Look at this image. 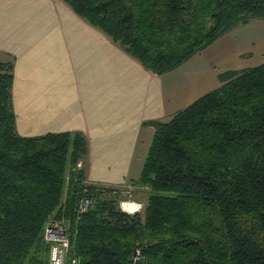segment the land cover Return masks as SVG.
Segmentation results:
<instances>
[{
  "label": "trees",
  "instance_id": "trees-1",
  "mask_svg": "<svg viewBox=\"0 0 264 264\" xmlns=\"http://www.w3.org/2000/svg\"><path fill=\"white\" fill-rule=\"evenodd\" d=\"M65 1L158 75L264 20V0ZM220 78L170 120L146 122L155 134L133 182L150 194L131 213L118 185L77 166L82 132L18 133L14 64L0 60V264H49L44 227L63 215L78 264H133L137 248L144 264H264V62Z\"/></svg>",
  "mask_w": 264,
  "mask_h": 264
},
{
  "label": "crops",
  "instance_id": "crops-1",
  "mask_svg": "<svg viewBox=\"0 0 264 264\" xmlns=\"http://www.w3.org/2000/svg\"><path fill=\"white\" fill-rule=\"evenodd\" d=\"M0 60L14 64L18 133L82 132L88 180L117 186L142 172L155 134L146 122L170 120L222 85L220 74L264 62V20L158 75L65 0H0Z\"/></svg>",
  "mask_w": 264,
  "mask_h": 264
},
{
  "label": "built area",
  "instance_id": "built-area-1",
  "mask_svg": "<svg viewBox=\"0 0 264 264\" xmlns=\"http://www.w3.org/2000/svg\"><path fill=\"white\" fill-rule=\"evenodd\" d=\"M78 165L82 166L83 162L79 161ZM91 201L90 198H85L82 209H86ZM132 204L124 203L123 207H125V210L128 212H135L141 207H139V205L136 206L137 204ZM130 208H132L131 211L129 210ZM46 235V237L53 242L51 246L50 264H78L77 257H71L69 254L71 242L68 231L65 230V228L50 225ZM142 257V252L140 250L136 251L133 255V264L140 261Z\"/></svg>",
  "mask_w": 264,
  "mask_h": 264
},
{
  "label": "rangeland",
  "instance_id": "rangeland-1",
  "mask_svg": "<svg viewBox=\"0 0 264 264\" xmlns=\"http://www.w3.org/2000/svg\"><path fill=\"white\" fill-rule=\"evenodd\" d=\"M204 58H205V56H204ZM79 161L83 162L84 160L81 159ZM79 161H78V163H79ZM78 163H77V166L81 167L78 165ZM84 163L85 162H83L82 166H84ZM87 180H88V178H87ZM88 181H90V180H88ZM118 186H117V188H119L118 190H120V194L122 195L121 207L124 210H125V207H123L124 203H128V204L133 203L132 205L137 204L136 206H138V205H139V207L141 206L140 209H138L137 211H143L144 210V206H145V204L148 200L149 194H150V189L148 188V186L136 185L134 182H132V183L131 182H123L122 184H118ZM83 203H84V199H83ZM83 203H82V206H83ZM130 209H132V208H130ZM131 213H134V212H131ZM50 225H53V226L56 225V226H59L60 228H65V230H67L68 232H70V227H69V223L66 220V218L64 217V215L63 216H57V217H51L47 221V223L45 224V227H44V238H45L46 242H48L50 244V255H51V246H52L53 242L50 241L48 239V237H46L47 236L46 235L47 230L49 229ZM50 255H49V260H50ZM143 260H144V257L135 264H144ZM49 264H50V262H49Z\"/></svg>",
  "mask_w": 264,
  "mask_h": 264
},
{
  "label": "bare ground",
  "instance_id": "bare-ground-1",
  "mask_svg": "<svg viewBox=\"0 0 264 264\" xmlns=\"http://www.w3.org/2000/svg\"><path fill=\"white\" fill-rule=\"evenodd\" d=\"M130 211L132 210V209H129ZM138 250H140L141 251V249L140 248H137L135 251H134V253L136 252V251H138ZM78 260V259H77Z\"/></svg>",
  "mask_w": 264,
  "mask_h": 264
}]
</instances>
